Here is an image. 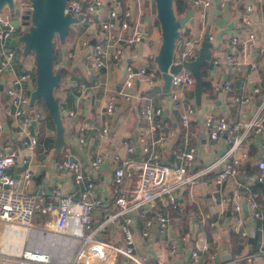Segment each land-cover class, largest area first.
Masks as SVG:
<instances>
[{"label":"crops","instance_id":"obj_1","mask_svg":"<svg viewBox=\"0 0 264 264\" xmlns=\"http://www.w3.org/2000/svg\"><path fill=\"white\" fill-rule=\"evenodd\" d=\"M29 1L15 0L13 14L6 6L3 11L8 13L10 20L22 19ZM122 1L125 5L121 9L129 8L131 11L129 21L139 20L143 24L144 33L141 41L122 44L119 59H113L109 52L103 56V65L98 67L94 62V46L104 38V31L99 23L109 19L108 10L111 4H108L107 0H104L100 7L94 23L86 22L83 13L78 14L77 20L68 28L70 37L54 43L52 68L53 72H59L57 84L53 89V99L57 105L56 117L50 115L41 97H32L29 84H34L36 79L35 52L27 50L20 40L11 46L10 42L8 43V47L14 51V56L1 77L5 79L1 104L5 105L3 113L9 132L1 127L0 150L6 143L12 142L17 152L16 164L9 169L10 173L21 174L24 168L21 160L28 157L35 175L32 189L43 186L50 190L58 186L77 195L79 187L75 185L72 174L58 168L62 159L77 160L85 177L93 181V193L106 201L94 209L92 224L97 229L103 225V230H98L96 235L101 241L112 245L123 243L122 228L112 217L117 211L116 205L111 202L114 168L124 160H139L148 153L157 154L163 163L178 165L182 162V154L188 146L196 148L195 171L212 167L228 146L222 138H208L205 118L224 115L230 122L246 120L260 102V95L252 91L253 87L264 86V54H260L258 46L251 43H239L238 50L234 51L232 43L234 36L243 39L252 30H255L256 44L260 45L264 40L261 34L264 15L257 6L248 14L250 23L242 21L246 5H256L258 0H232L225 8L218 6V0H209L207 7L184 0L188 7L192 8L193 15L178 28L173 61H179L176 53L183 38L201 35L203 40L208 30L212 54L210 60L213 62L211 69L206 66V79L208 78L212 86V94L203 92L200 104L195 103L194 86L183 85L177 88L180 98L184 102H190L195 108L189 126L184 127L180 120V110L172 108V86L170 85V95L163 91H148L155 84H163L155 60L161 45V28L157 20L155 2ZM22 30L24 24L19 23L16 31L19 33ZM228 55H231L232 62L225 61ZM128 65L135 69L145 66L156 74L152 85L148 84L145 77L135 80L131 92L137 98L131 101L117 94ZM21 73L28 76L22 88L29 96L28 113L32 120L35 119V125L32 124L31 128L37 137V144L31 151H27L22 144L20 119L13 114L5 92V87L11 79ZM226 81H230L229 88H225ZM81 84L85 89L80 88ZM112 95L115 96L114 110L113 113L107 114L104 111L105 103ZM241 95L249 96V103L234 100V97ZM139 97L149 98L154 107L163 108V114L151 121L147 120L143 115ZM156 121L160 125L154 127ZM80 126L85 128L83 142L78 139ZM103 128H107V131L104 132ZM40 134L43 139L39 141ZM258 140L257 135L249 137L251 154L258 149ZM127 145L133 147L132 152L127 151ZM143 146L148 147L147 152H144ZM99 154H104V159L98 168H94L91 162ZM216 171L214 168L208 169L192 187L176 190L175 207L163 206L157 202L155 210L169 218L164 232L159 231L158 222L153 220L149 234L143 235V219L136 211L130 213L131 222L128 228L134 238L135 252L146 264H155L158 260L162 264H219L225 262L222 258L228 255L231 260L236 259L237 264H264L257 252L262 235L255 230L256 221L245 204V220L242 227L246 235L241 237L239 253L232 254V231L229 224L234 213L225 199L229 200L232 196L237 182L243 194L246 193L242 189L257 182L253 168L246 162L236 179L220 184L214 180ZM263 197L259 200L258 192L255 193V198L264 206ZM32 224L43 228L50 227L49 221H45L38 213L33 215ZM173 242L177 247L171 254L169 247ZM193 252H196V255H193ZM106 255L99 264H127V258L111 246L106 248Z\"/></svg>","mask_w":264,"mask_h":264},{"label":"built area","instance_id":"obj_2","mask_svg":"<svg viewBox=\"0 0 264 264\" xmlns=\"http://www.w3.org/2000/svg\"><path fill=\"white\" fill-rule=\"evenodd\" d=\"M107 1L108 4H111L108 10L109 19L99 23L104 31V38L94 46V62L98 67L103 65V56L109 52L113 59H119L122 44L139 42L144 33L143 24L139 20L129 21L132 14L129 8L121 9L125 5L122 0ZM190 1L203 7H207L210 3L209 0ZM231 1L218 0L217 4L220 8H225ZM103 4L104 0H67L65 12H70L72 16L83 13L86 22L94 23ZM256 6L264 15V0H258L256 5H246V13L242 14L243 22L250 23L248 14ZM261 34L264 38V26ZM18 35L8 13L1 9L0 79L14 56V51L8 47V43L16 39ZM256 40L255 30H252L243 39L234 36L232 38L234 51L238 50L239 43H251L258 46L260 54H264V40L260 45L256 44ZM201 41V35L183 38L176 53L178 60L185 61L195 55ZM225 61L232 62L231 55H228ZM141 77H145L148 84L152 85L155 82L156 74L145 66L135 69L128 65L117 94L128 101L137 98L131 92V88L135 80ZM27 79L26 73L18 74L5 87V92L9 97L13 114L20 119L22 144L27 151H31L37 144V137L31 128L32 118L28 113L29 96L22 88L23 82ZM183 85L194 86V78L185 68H181L180 71L172 75L171 96L172 108L180 110L181 123L187 128L195 108L193 104L184 102L180 98L177 88ZM229 87L230 81H226L225 88ZM80 88L83 90L85 86L81 84ZM252 91L260 95V102L246 120L238 119L230 122L224 115L205 118L204 125L208 138L210 140L222 138L228 146L225 153L217 158L212 167L195 171L196 148L188 146L182 154V162L178 165H168L163 163L157 154L148 153L139 160L132 158L124 160L114 168V188L111 202L117 207V211L112 217L121 226L123 232V243L119 245L103 242L96 237L97 231L103 230V225L98 229L93 227L92 213L106 201L103 197L93 193V181L85 177L77 160L65 158L58 163L59 169L67 170L72 174L75 185L77 188L79 187L77 195L66 192L58 186L52 187L50 190L43 186L32 189L34 173L29 158H22L21 163L24 168L21 174H11L9 169L16 164L17 152L12 142L6 143L0 150V222L9 227L30 230L29 237L31 239H45L48 244L44 248L37 245L27 246L22 254L16 256L0 253V264H99L106 258V248L110 246L127 258V264H146L136 254L134 238L128 228L131 222L129 216L131 212L136 211L143 219V235L149 234L153 220L158 222L159 231L164 232L167 229L169 218L155 210L157 202L159 201L163 206L175 207L177 203L176 190L192 187L198 178L211 168L217 170L214 180L220 184L236 179L243 164L247 162L254 170L256 181L264 186V86H254ZM139 99L143 115L147 120L151 121L156 116L163 114V108L154 107L149 98L139 97ZM234 100L246 104L249 103L250 98L247 95H241L234 97ZM114 104L115 96H109L104 111L107 114L113 113ZM159 125L160 123L157 121L154 123V127ZM84 131V126H80L78 139L81 142L84 141ZM103 131L106 132L107 128H103ZM251 135L259 136V147L253 154L250 153L248 145ZM143 150L147 152L148 147L143 146ZM127 151L132 152L133 147L127 145ZM103 159L104 154H99L91 162L92 166L98 168ZM225 199L230 203L234 213L229 224L230 230L240 237L246 235V231L242 227L245 220L243 204L250 210L251 217L256 221L254 228L262 235L257 252L264 263V206L258 202L255 195L243 194L238 182L229 200ZM262 202L264 204V197ZM35 213L40 214L45 221H49L50 227L34 226L32 218ZM176 247L174 242L170 244L171 254L175 252ZM193 255H196V252H193ZM211 257L213 258L214 254ZM155 264H162V262L158 260ZM219 264H237V260L233 259Z\"/></svg>","mask_w":264,"mask_h":264},{"label":"water","instance_id":"obj_3","mask_svg":"<svg viewBox=\"0 0 264 264\" xmlns=\"http://www.w3.org/2000/svg\"><path fill=\"white\" fill-rule=\"evenodd\" d=\"M15 0H0V10L5 6L13 14ZM31 7L25 9L22 19H13L11 23L18 27L19 23L24 24V30L19 32L16 39L10 41V46L20 40L27 50L35 52L36 79L34 84H29V90L32 97H41L51 116H57V105L53 99V89L57 84L59 72H53V55H54V38L62 42L68 32V28L76 16L70 12H65V3L67 0H30ZM156 7L157 20L161 28V45L156 63L163 78L162 85H153L148 91H163L170 95L171 77L181 68L188 69L194 78V95L195 103L200 104L203 94V77L201 68L208 66L213 67L208 30L200 43L195 55L190 56L185 61H173V50L175 40L178 37V28L183 26L193 15V10L188 7L186 12L177 17L173 11V0H154ZM13 11V12H12ZM29 24L31 28L28 29ZM64 49V48H63ZM65 50V49H64ZM5 79H0V125L9 132L5 114L3 113L4 104H1L2 90ZM57 120V118H56ZM35 125V119L32 120ZM38 151H40L38 149ZM37 173V172H36ZM35 176V175H34ZM33 176V177H34ZM216 260L219 261V258ZM223 261L231 260L230 256L222 258Z\"/></svg>","mask_w":264,"mask_h":264},{"label":"rangeland","instance_id":"obj_4","mask_svg":"<svg viewBox=\"0 0 264 264\" xmlns=\"http://www.w3.org/2000/svg\"><path fill=\"white\" fill-rule=\"evenodd\" d=\"M30 7L31 1H29L28 5V8ZM31 27V24H29L28 29H30ZM30 233V230L9 227L8 225L0 222V253L16 256L22 254L24 248L27 246L37 245L42 246L43 248L47 246V240H33L31 239V237H29ZM34 234L36 235L37 233ZM96 237L99 238L98 235H96Z\"/></svg>","mask_w":264,"mask_h":264},{"label":"trees","instance_id":"obj_5","mask_svg":"<svg viewBox=\"0 0 264 264\" xmlns=\"http://www.w3.org/2000/svg\"><path fill=\"white\" fill-rule=\"evenodd\" d=\"M187 8H188V5L184 0H173V11L177 17L184 14L186 12ZM69 37H70V30H68V32L65 36V39L69 38ZM58 40H59L58 36H55L54 43L57 42ZM206 71H207L206 66L201 68V73H202V77H203V92L204 93L207 92L209 94H212V86H211L208 78L206 79V75H207ZM42 139H43L42 134H40L38 136V140L40 141ZM242 191L246 194H253V195H255V193L258 192V199L259 200H261V198L264 196V186H262L258 182H255L254 185H252L248 188L242 189ZM208 237L210 238L209 233H208ZM230 238H231V244H232V254L236 255L237 253H239V251L241 249V244H240L241 237L238 234L231 232Z\"/></svg>","mask_w":264,"mask_h":264}]
</instances>
